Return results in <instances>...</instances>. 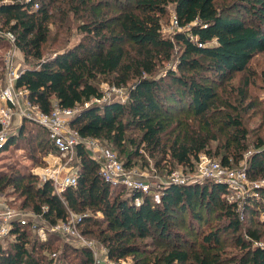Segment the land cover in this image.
<instances>
[{"label":"trees","instance_id":"16d2710c","mask_svg":"<svg viewBox=\"0 0 264 264\" xmlns=\"http://www.w3.org/2000/svg\"><path fill=\"white\" fill-rule=\"evenodd\" d=\"M170 7L178 20L171 37L162 31ZM54 10L79 20L82 37L46 55ZM0 25L16 36L24 55L16 88L26 90L29 102L46 113L56 104L80 107L70 126L84 139L118 149L127 168L148 154L161 158L159 168L164 161L170 164L169 173L176 166L194 170L200 156L211 155V144L219 142L222 165L244 160L248 178L264 179V139L257 137L250 150L243 124V115L256 104H245L248 82L233 83L237 75L251 73V62L264 52V0H0ZM4 40L0 37V44ZM173 60L176 70L158 75ZM103 83L126 89V100L97 102L104 96ZM21 120L19 134L10 132L4 150L21 143L27 132L34 166L43 165L41 157L56 150L49 133L32 120ZM89 151L85 143L77 146L78 184L62 193L28 167H11L0 175V191L12 190L21 210L41 216L15 224L0 244V264H96L89 247H77L61 233L41 240L33 228L35 221L66 220L70 212L85 216L79 223L82 233L105 246L113 261L264 264V184L237 199L230 198L224 181L173 184L157 202L150 194L134 196L125 186L106 182ZM194 222L200 224L195 230ZM156 233L168 245L162 253L143 243ZM227 233L236 236L234 251L227 249Z\"/></svg>","mask_w":264,"mask_h":264},{"label":"built area","instance_id":"2783aa9c","mask_svg":"<svg viewBox=\"0 0 264 264\" xmlns=\"http://www.w3.org/2000/svg\"><path fill=\"white\" fill-rule=\"evenodd\" d=\"M38 7L39 5L36 4L35 8ZM173 24L176 27L178 26V20L175 15L173 16ZM0 35L6 37L11 45L16 47V36L10 31H3L1 25ZM5 62L7 66L4 79L5 84H3L4 86L0 85V145L10 137V129L13 126L15 115L32 120L44 127L48 131L56 150H49L45 154V164L34 169V174L39 176L42 182H52L58 193H62L68 187L78 184V168L73 162L77 160L76 148L80 143H85L90 151L93 149L95 155L92 157L100 162L101 174L106 182L113 186H125L133 194L134 192L140 191L150 195L153 194L157 202L161 201L164 190L173 184L193 185L194 183H202L204 179H211L214 181H224L229 186V190L231 188H240L238 177L234 172L227 173L223 170L220 163L210 162L204 155L200 157V176L194 173L195 169L189 170V173L173 171L170 173L169 179L158 183L157 190L151 189L150 185L143 180V176L138 173L136 168H127L125 166V163L120 159L117 152L111 148L99 146L98 139L82 138L79 132L70 126L71 119L80 112V107L62 108L56 104L51 113L41 111L38 106L32 105L29 102L26 90L16 88V80L19 78L23 69L12 68L13 61L10 55L6 57ZM102 88L104 94L103 99L97 102L111 101L110 95L123 94L125 90L124 88L111 86L108 83H103ZM21 97L26 102L24 108H18ZM126 98L127 96H125L124 100ZM16 105L17 109H15ZM85 105L88 106L89 103ZM241 175L246 176L244 171ZM228 195L231 199L240 197L234 198L233 195ZM141 202L142 199L140 197L135 198L137 205H140ZM30 217L39 219L41 216L36 213L30 215L14 208L0 213V244L5 243V239L11 235L17 222L21 225H26L30 222ZM84 217L70 212L66 220H60L52 225H40L35 221L33 228L36 229L41 240H47L50 233H61L73 239L75 243L79 242L81 245L89 247L93 251L96 264H126L121 260H111L107 250L105 256H103L105 262L101 261V256L96 252L95 243L92 240L85 239L84 234L79 228V223ZM53 256H56V254L54 253Z\"/></svg>","mask_w":264,"mask_h":264},{"label":"rangeland","instance_id":"374dc122","mask_svg":"<svg viewBox=\"0 0 264 264\" xmlns=\"http://www.w3.org/2000/svg\"><path fill=\"white\" fill-rule=\"evenodd\" d=\"M220 3H224V0H219ZM117 10V9H116ZM115 11V10H114ZM237 13V12H235ZM239 13V12H238ZM174 8L170 7L169 14L162 19V31L165 36H173L174 33L177 31V27L173 24V16H174ZM54 20L51 24V34L48 40V43L45 46V53L46 55H50L53 52L57 50H63L64 48L73 46L75 43H77L81 37L82 34L79 31V20L75 19L72 14H69L66 18L62 17L60 12L54 10ZM181 30V29H179ZM0 37H3L0 35ZM4 43L2 42L0 44V61H2V64L0 63V85L4 86V79L7 72V66H6V57L8 55L12 56L13 69H23L24 66V55L22 52H20L17 47H13L11 43L8 41L6 37H3ZM176 61H172L169 63H166L163 68L159 70V74L164 75L165 72L168 69H174L176 70ZM251 73H244L239 74L234 79L233 83L236 86H242L246 82H248L246 86L247 91V97L245 100V104L248 103H255V108L249 110L246 114L243 115V124L249 131V145L250 150H252L256 144L257 137H262L264 139V52L259 53L255 56L253 61L251 62ZM3 81V82H2ZM102 87V86H101ZM103 90V88H102ZM127 90L125 89L123 91V94H113L110 95L111 99H120L124 100L126 96ZM20 105V106H19ZM18 108H24L26 106L25 100L21 97L19 100ZM17 109V105L15 107ZM22 117L19 115H16L13 121V126L10 129L11 135H18L20 130L19 126L21 125ZM34 124V123H33ZM29 126V123H28ZM11 137V136H10ZM10 137L4 142L2 145H0V175L7 173L10 171L11 167H25L30 168V171L34 173V166L35 161L32 159V152L31 148L34 146L33 141H29L28 133L26 132L25 137L22 139L21 143L18 144H12L10 145L7 150H4ZM98 144L101 147H108L114 150L122 157V159L126 160L127 158L120 153L118 149H115L112 145H109L101 140H98ZM211 151V155L208 154H202L201 156H206L210 162H217L222 165V159L221 155L224 153L222 150V145L219 142H213L209 148ZM219 152V153H218ZM90 155L93 156L94 151L93 149L89 151ZM36 155V153H35ZM245 160H247L249 156V152H245ZM200 156V157H201ZM161 158L154 159L148 157V154L146 156L136 161V169L138 173L143 176V180L147 184L150 185V188L153 190H157L158 183H162L165 181V179H169L170 173V164H166V161L162 162L160 165V168L156 165L157 161H159ZM42 162L43 156L41 157ZM77 161V160H75ZM73 162L74 165L79 164L78 162ZM245 163L246 161L242 160L239 165H233L231 167H227L222 165V168L227 173L234 172L235 175L238 177L239 180V189H230V195H233L234 198H237L238 196H243L245 190H250L253 187H255L258 184H264V179H259L256 181L251 180L248 177H244L241 175L245 169ZM45 164V163H44ZM42 166V165H38ZM199 166H200V158L196 162L194 173L198 176L201 174L199 173ZM174 171H178L179 173H189L190 169H183V167L174 168ZM227 177V176H225ZM227 179V178H226ZM210 179H204L202 180V183L208 181ZM201 183V182H200ZM197 184V183H194ZM154 198V195L151 194ZM20 203V200L18 197L14 194V192L10 189H7L5 191H0V213H4L7 209H17L19 211H22L26 213L25 211L21 210L17 204ZM17 205V206H16ZM75 215H78L77 213H74ZM261 218H264V215L261 214ZM212 221L215 223L217 220L212 218ZM190 219H186V223H190ZM179 223V222H178ZM190 225V224H189ZM200 227L199 222L193 223V229ZM176 231H180L181 235H186L187 231L186 229H180V227L177 226ZM194 229V230H195ZM81 230V229H80ZM82 232V231H81ZM194 234V233H193ZM85 236V235H84ZM73 245L79 246L81 245L79 242H76L69 238ZM85 239L92 240L96 245V252L101 256V261L105 262L103 256H105L106 248L100 242H98L95 239L88 238L85 236ZM188 239H193L191 236L188 237ZM172 243H175L176 240L171 239ZM224 241L226 242L227 249L234 251L235 250V242H236V236L233 233H227L224 237ZM70 242V243H71ZM145 243L146 247L148 249H154L157 251V253H162V251L168 246L166 242H163L159 239V234L156 233L152 237L146 238V240L143 242ZM179 243V242H177ZM181 243V242H180ZM261 245L264 246V242H261ZM77 246V247H78ZM126 264L131 263V258H127L124 260ZM105 264V263H104ZM188 264H194V263H188Z\"/></svg>","mask_w":264,"mask_h":264},{"label":"crops","instance_id":"0c3cea01","mask_svg":"<svg viewBox=\"0 0 264 264\" xmlns=\"http://www.w3.org/2000/svg\"><path fill=\"white\" fill-rule=\"evenodd\" d=\"M16 116V115H15ZM15 118V117H14ZM45 155L43 156V160L45 161ZM39 167H41V166H36L34 169H36V168H39ZM32 172H33V169H32ZM34 174V173H33Z\"/></svg>","mask_w":264,"mask_h":264}]
</instances>
